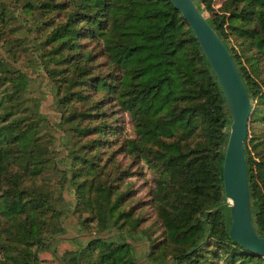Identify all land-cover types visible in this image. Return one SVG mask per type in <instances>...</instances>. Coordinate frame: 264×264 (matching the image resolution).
<instances>
[{
	"label": "trees",
	"instance_id": "16d2710c",
	"mask_svg": "<svg viewBox=\"0 0 264 264\" xmlns=\"http://www.w3.org/2000/svg\"><path fill=\"white\" fill-rule=\"evenodd\" d=\"M195 2L256 102L248 130L262 120L264 133V0ZM23 52L25 69L15 64ZM47 93L54 131L40 109ZM108 106L128 115L133 136L113 135L122 126ZM230 122L217 76L172 0H0V264L57 254L73 226L91 234L70 236L64 264H264L228 233ZM244 146L254 228L264 236V138L248 131ZM135 158L153 173L143 203H129L134 194L120 184ZM132 240L148 245L138 251Z\"/></svg>",
	"mask_w": 264,
	"mask_h": 264
},
{
	"label": "water",
	"instance_id": "95a60500",
	"mask_svg": "<svg viewBox=\"0 0 264 264\" xmlns=\"http://www.w3.org/2000/svg\"><path fill=\"white\" fill-rule=\"evenodd\" d=\"M172 1L190 24L213 68L231 117L222 166L226 204L231 215L228 233L243 247L264 255V236L256 232L251 213L245 159L244 141L252 111L249 92L226 43L200 11L195 0Z\"/></svg>",
	"mask_w": 264,
	"mask_h": 264
},
{
	"label": "rangeland",
	"instance_id": "374dc122",
	"mask_svg": "<svg viewBox=\"0 0 264 264\" xmlns=\"http://www.w3.org/2000/svg\"><path fill=\"white\" fill-rule=\"evenodd\" d=\"M224 0H214V6L215 7H219L221 5V3ZM205 16H209V13L206 12ZM235 41V39H234ZM29 58V54L28 52H23L22 54L19 55V57L17 58L15 64L16 66H21L25 69L26 66V59ZM255 104L256 102H252V104ZM40 109L42 112H44L47 115L48 121L53 125L51 128V131L57 130L56 126L52 123V120L57 119V110L55 109L54 103L52 102V95L51 93H47L46 97L44 99L41 100V105H40ZM108 111L110 112L109 116L111 120H114L113 123H115L116 125H120L122 126L121 128L117 129L116 134H113L114 136L116 135V137H118L119 135L117 133H122L121 137H126L129 138L131 136H133L134 132H133V125L130 122V119L128 117V115L124 113L122 111H118V112H114L113 107L112 106H108ZM252 112V111H251ZM251 115V114H250ZM117 126V127H118ZM250 129L248 130L247 128V132L249 131L251 133L252 136H254L256 139H263L264 138V133L261 132L262 128H263V122L262 120L257 121L255 123L251 122L250 125ZM47 129V128H46ZM60 131V130H59ZM54 134L56 133L53 132ZM248 134V133H247ZM118 135V136H117ZM47 137L49 138L48 141H51L50 135L49 133L47 134ZM72 141V140H69ZM115 146H113L114 148ZM134 158V157H133ZM135 164V165H134ZM131 165H134L129 171H127L123 177V179L121 180L120 184H122V187H130L131 189V193L134 194V197H132L129 201V203H133L134 201L138 200L141 201L140 203H143L144 200L147 199V186L145 187L144 184V180H146L148 186L153 185V173L148 170L146 167H144L143 162L138 161L135 158V162H132ZM129 190V188H128ZM139 203V204H140ZM144 212V209H143ZM150 214L153 216V213L150 211ZM153 217H151L149 220L152 221ZM72 222L75 220L74 217H72V219H70ZM91 233L89 232H79L76 231L74 226L71 228H68V232L65 234V236L69 237L67 240H62L57 242L56 245V253L57 254H53L49 251L46 250H42L38 253L39 255V260H37L35 262V264H64L60 258L58 257V255L61 254V252L65 249V248H74L76 246V243L70 238V236H88ZM130 239V238H129ZM131 240V239H130ZM138 248V251L140 250V248H143L142 245H140V243H144L146 246L148 245V241L144 240V241H135L132 240ZM145 246V247H146ZM144 251L147 252V248L144 249ZM146 257H142L140 260L144 262V259Z\"/></svg>",
	"mask_w": 264,
	"mask_h": 264
}]
</instances>
